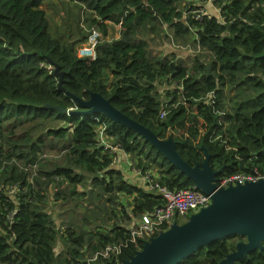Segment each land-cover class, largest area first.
I'll return each instance as SVG.
<instances>
[{"label":"trees","instance_id":"obj_1","mask_svg":"<svg viewBox=\"0 0 264 264\" xmlns=\"http://www.w3.org/2000/svg\"><path fill=\"white\" fill-rule=\"evenodd\" d=\"M47 1L0 0V264H83L126 242L130 226L164 203L146 172L171 190L195 187L135 130L84 113L75 97L110 99L173 138L192 166L205 149L221 175L264 166V0H69L104 37L119 26L95 58L78 56L87 39L78 24L52 34ZM202 1L218 12L204 15ZM241 241L215 240L180 264H219ZM237 262L264 264V247Z\"/></svg>","mask_w":264,"mask_h":264},{"label":"water","instance_id":"obj_2","mask_svg":"<svg viewBox=\"0 0 264 264\" xmlns=\"http://www.w3.org/2000/svg\"><path fill=\"white\" fill-rule=\"evenodd\" d=\"M62 90L63 72L55 65ZM211 74V65L207 66ZM75 99L89 108L86 114L102 113L111 120L135 130L145 141L156 148L183 175L192 180L196 189L211 195V204L192 214L188 220L173 222L171 227L146 241L122 264H180L199 248L208 246L215 240H223L232 235L245 237L236 249L219 264H238V260L264 245V178L242 185L218 188L217 178L222 170H214L210 165V154L204 150V160L192 166L180 155L177 142L173 138L161 139L152 130L128 117L110 99L91 92V98L83 101ZM56 109L61 110L59 107ZM110 264H115L110 262Z\"/></svg>","mask_w":264,"mask_h":264},{"label":"built area","instance_id":"obj_3","mask_svg":"<svg viewBox=\"0 0 264 264\" xmlns=\"http://www.w3.org/2000/svg\"><path fill=\"white\" fill-rule=\"evenodd\" d=\"M210 3L212 4L211 1ZM201 10L204 15L209 14L210 17L211 14L205 7ZM199 17L198 15L197 18ZM100 39L99 30L93 28L86 41L78 48V56L81 58H95L96 48L101 42ZM208 97L214 98L213 93H210ZM167 107L168 104L160 113L162 119L168 113ZM135 172H138V170L135 169ZM262 178H264V166L261 168L255 166L249 173L236 172L229 175H220L217 178L216 185L218 188H228L246 182L258 181ZM145 183L148 190L156 191L163 198V205L140 216L128 229L130 237L126 242L106 245L104 248L92 253L83 264H104L105 262L122 264L121 257L125 250L130 248L134 251L140 250L146 241L168 230L173 222L182 219V221H179L182 223L188 220L192 214L208 207L212 202L211 195L205 194L195 187L171 190L166 186H162L158 182V175L152 172L146 173Z\"/></svg>","mask_w":264,"mask_h":264},{"label":"rangeland","instance_id":"obj_4","mask_svg":"<svg viewBox=\"0 0 264 264\" xmlns=\"http://www.w3.org/2000/svg\"><path fill=\"white\" fill-rule=\"evenodd\" d=\"M202 3H204V5L206 6L205 9L210 14L214 12L215 9L210 2L206 3L205 1H202ZM43 8L46 10V15L49 20L50 28H51L53 35L54 34L55 35L56 34L67 35L70 30L76 31L77 24L82 29V32H83L82 35L88 36L93 28L98 29L96 26L93 28L89 27L88 24L84 22L82 18L79 21L78 17H79V13L81 12L80 8L76 3L71 2L69 0H48L47 2L43 3ZM99 32L101 34L100 41L104 40V38L106 40L118 38L119 37V26L110 24L109 34L105 37L103 36V33L101 30H99ZM181 50H183L186 56L191 54V51L187 49H181ZM130 158H131L130 156L127 158L128 161H130ZM130 166H132L131 163H130ZM126 170L130 175H132V173H135L134 168L132 169L126 168ZM132 176H133V178L131 179L132 181L143 184L142 183L143 176L134 175V174ZM55 214L56 216H58L57 215L58 211H55ZM179 221H182V219H180ZM59 249H60V246L58 247V250Z\"/></svg>","mask_w":264,"mask_h":264},{"label":"crops","instance_id":"obj_5","mask_svg":"<svg viewBox=\"0 0 264 264\" xmlns=\"http://www.w3.org/2000/svg\"><path fill=\"white\" fill-rule=\"evenodd\" d=\"M128 160V159H127Z\"/></svg>","mask_w":264,"mask_h":264}]
</instances>
